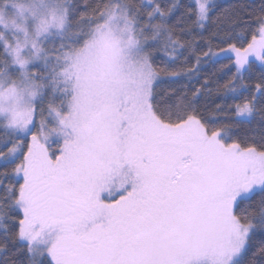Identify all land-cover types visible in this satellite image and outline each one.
Instances as JSON below:
<instances>
[{
	"label": "snow or ice",
	"instance_id": "1",
	"mask_svg": "<svg viewBox=\"0 0 264 264\" xmlns=\"http://www.w3.org/2000/svg\"><path fill=\"white\" fill-rule=\"evenodd\" d=\"M0 264H264V0H0Z\"/></svg>",
	"mask_w": 264,
	"mask_h": 264
},
{
	"label": "trees",
	"instance_id": "2",
	"mask_svg": "<svg viewBox=\"0 0 264 264\" xmlns=\"http://www.w3.org/2000/svg\"><path fill=\"white\" fill-rule=\"evenodd\" d=\"M218 3H221L223 5H228V4H232L235 3L236 0H217ZM249 2H253V0H249ZM73 5H82L83 4V0H72ZM53 43L58 44L59 43V38L54 37L52 39ZM165 81L167 80V78H163ZM162 88H167L168 84L167 82L162 83L161 85ZM234 131H238V129H234ZM247 131L249 132L250 135L256 134L258 132V129L255 125L251 126V128H248Z\"/></svg>",
	"mask_w": 264,
	"mask_h": 264
}]
</instances>
